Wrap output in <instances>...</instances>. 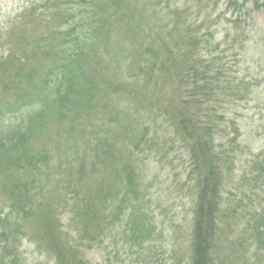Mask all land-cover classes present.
Listing matches in <instances>:
<instances>
[{"label": "trees", "instance_id": "16d2710c", "mask_svg": "<svg viewBox=\"0 0 264 264\" xmlns=\"http://www.w3.org/2000/svg\"><path fill=\"white\" fill-rule=\"evenodd\" d=\"M18 2L0 27V264H29L28 247L39 264H92L85 253L108 242L150 253L159 175L144 154L178 150L192 197L187 264H264V206L231 185L250 172L264 188V152L254 156L238 116L254 81L203 53L218 52L221 0ZM242 10L246 21L264 0ZM248 32L233 33L245 51Z\"/></svg>", "mask_w": 264, "mask_h": 264}, {"label": "rangeland", "instance_id": "374dc122", "mask_svg": "<svg viewBox=\"0 0 264 264\" xmlns=\"http://www.w3.org/2000/svg\"><path fill=\"white\" fill-rule=\"evenodd\" d=\"M181 1L188 5L193 4V0ZM242 2L243 0H238V4L235 6H228L227 0L219 2L212 13L211 21L214 22L221 16L220 22H223L225 26L214 23L215 26L210 31L212 34L211 49H218V52L215 54V50H210V48L204 52L205 48H202V52L207 56L210 54L211 56L216 55L217 59L220 58L218 65L228 76L234 77L236 82L254 81L252 82L254 86L251 103L239 102L240 114L238 116L245 134L244 141L250 146L254 156H257L264 152V11L251 12V16L245 21V16L239 18L244 10L237 11ZM17 3H19L18 0H0V27L7 24L12 14H15ZM204 5L205 2H203ZM203 10L207 11L206 9ZM201 16L205 18V13H202ZM191 19L193 22L196 20L194 15ZM246 24H249L248 29ZM245 29L249 31L246 35L250 37L247 51L241 49L240 40L235 39V34H233L241 33ZM228 30H230L231 35L225 37ZM200 33L206 32L201 31ZM222 80L225 81V78L222 77ZM256 98H258L257 101ZM117 127L119 128V126ZM144 155L149 157L146 163H150L152 169L155 170L152 176L159 175L154 185L150 184L152 189L148 191L153 200V215L156 223L159 224L157 241L153 243L151 252L143 254L140 259H137L136 249H130V247L120 243L117 248L119 250H115L114 244L105 243L102 247L85 253V257L92 264H172L177 258L181 260V264L188 263L185 255L188 251L186 240L190 236L192 197L190 196V188L185 182L187 157L180 150L163 159H160V156H155L154 153ZM261 159L264 161V158ZM247 170L253 171V169ZM255 171L256 169L253 172ZM247 176L249 180L244 181L243 178L241 179L240 173L232 175L233 182L231 185L237 187L240 185L241 192L247 196L246 198L243 197L246 205L255 207V205L262 203L264 206V188L257 186L258 183L254 180L256 173L250 175L249 172ZM232 193H237L236 189ZM226 196L230 199L233 198L231 195ZM148 250L149 248H146L143 252ZM27 254V263H41L32 247H28ZM44 264L48 263L45 262Z\"/></svg>", "mask_w": 264, "mask_h": 264}]
</instances>
